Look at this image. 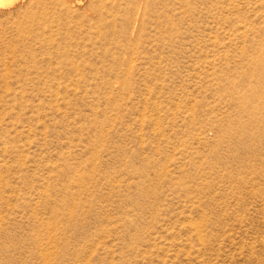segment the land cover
Instances as JSON below:
<instances>
[{
    "label": "rangeland",
    "instance_id": "1",
    "mask_svg": "<svg viewBox=\"0 0 264 264\" xmlns=\"http://www.w3.org/2000/svg\"><path fill=\"white\" fill-rule=\"evenodd\" d=\"M0 3V264H264V0Z\"/></svg>",
    "mask_w": 264,
    "mask_h": 264
},
{
    "label": "bare ground",
    "instance_id": "2",
    "mask_svg": "<svg viewBox=\"0 0 264 264\" xmlns=\"http://www.w3.org/2000/svg\"><path fill=\"white\" fill-rule=\"evenodd\" d=\"M15 1H17V0H0V3L4 4L5 6H7V5H11Z\"/></svg>",
    "mask_w": 264,
    "mask_h": 264
}]
</instances>
